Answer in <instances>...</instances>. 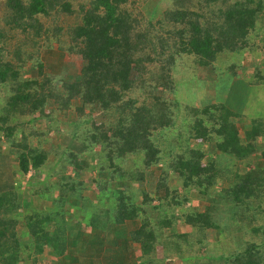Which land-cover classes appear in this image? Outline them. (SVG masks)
<instances>
[{
    "label": "trees",
    "instance_id": "16d2710c",
    "mask_svg": "<svg viewBox=\"0 0 264 264\" xmlns=\"http://www.w3.org/2000/svg\"><path fill=\"white\" fill-rule=\"evenodd\" d=\"M164 1L150 0L144 15L128 7L133 0H87L76 8L74 0H2L0 173L7 155L15 167L10 177L0 175V264H34L31 256L43 251L52 258L47 264H62L64 235L81 221L67 211L99 195L107 205L90 206L85 225L127 237L124 256L132 252L134 264H264V111L252 117L231 101L194 107L169 97L182 57L208 78L219 59L260 54L246 80L234 71L237 62L218 74L228 77L229 94L235 89L243 98L250 86L264 85V0ZM68 16L72 24H56ZM53 43L80 58L74 81L43 72L38 50ZM178 116L189 118L174 134L182 143L172 137L183 147L176 153L170 145L166 157L151 137L170 135ZM57 134L67 143L52 145ZM75 142L82 159L71 151ZM223 156L231 158L226 172ZM159 165L152 189L140 188ZM92 171L102 179L87 186L81 175ZM190 196L201 210L184 207ZM29 201L59 210L24 217ZM220 201L228 208L222 222ZM178 225L189 231L176 232Z\"/></svg>",
    "mask_w": 264,
    "mask_h": 264
},
{
    "label": "rangeland",
    "instance_id": "374dc122",
    "mask_svg": "<svg viewBox=\"0 0 264 264\" xmlns=\"http://www.w3.org/2000/svg\"><path fill=\"white\" fill-rule=\"evenodd\" d=\"M133 1H135L133 6H131L132 3H131V5L130 4L128 5V7L130 9L138 10L144 15L147 14V12L149 10L148 4H149L150 0H147L144 3H142L141 0H133ZM78 2L86 3L87 0H74V3H73L74 8H76ZM164 3H165V1L163 0L162 4H164ZM154 5H155V3H154ZM2 10H3L2 0H0V17L2 15ZM73 21H74V18L70 17V16L65 17V18L59 17L56 24H58L62 27H66L67 25L72 24ZM49 25H50V23L47 22V26H49ZM12 39H13L12 36H10V34H9L8 36H6L5 42L11 44ZM56 47H57L56 44L53 43L52 47L49 49L40 48L38 50V56H39V59L43 65V72L47 73V74H53V75H57V76L66 78L67 81H70V82L74 81L75 79L78 78V72H79V69L82 65L80 58L78 56H75V55L67 54L66 52H63V51L57 49ZM234 57H236V56H229V58H226V59H224V58L219 59L218 62L215 64V66L218 67V69H219V70L217 69V72H216L218 76L216 74H213V75L210 74L209 75V73H210L209 72L207 74L208 78H206V74H203L202 71H196L195 68L193 69L190 58H188V57L178 58L175 62V65H174L173 71H172V76H173V80H174V82H173V84H174V95H170L169 97L170 98L174 97L175 100L180 105L187 102L188 105L194 106V107H197V105H199V104L202 107L205 104H211L212 101L219 103V104H223L224 106L225 105L227 106V102L231 101L232 106L230 108H235L236 111L240 109L242 112L244 109L247 108L246 113H248V115L250 114V116H252V117L254 116V113L260 114V111H264V103L261 102V101H264V85H260L257 88H255L256 86L255 87L250 86L247 95L245 94L244 98H243L242 93L237 94L240 91H236L235 89L232 91L231 94H229L228 92L230 91L231 87L227 83V80H229L228 77L223 78V77L219 76L221 74H218V73L220 72V70H222L229 63H236L237 62V65L234 68V71L239 75L241 73L246 80V77L251 75L254 64L257 63L259 65V62H261V59H262L261 55L257 54V53L254 55H251V56L243 55L240 57L239 61L238 60L236 61L234 59ZM192 70L194 71V74H193ZM22 72H25V69L22 70ZM28 72H29L28 73L29 77L35 75V73L33 71L32 72L28 71ZM129 76L131 78L134 77V73L130 72ZM200 81H202V83ZM232 88H233V86H232ZM235 94H237V96H235ZM166 97H168V96H166ZM253 111H254V113H253ZM242 116H244V113H242ZM242 120H243L242 123L248 122L245 119H242ZM175 121H176L175 129L173 128L172 130L169 131L170 135H167V136L162 135V138L159 137L158 135H153L151 137L152 141H154L155 145H157L156 147H158V149H160L161 154H166V157H167V151H168L170 145H171V147H172V145H174L172 149H174V151L176 153L177 152L181 153V148L183 146H180V144L178 142H176V143L173 142L175 140L172 139V137H175L179 142L182 143L183 136L174 135V134H177V131L180 132V128H179L180 126H178V125L181 124V125H183V127H185V125L189 121V118L182 120V119H180V116H178V119H176ZM96 123H99L98 119H96ZM36 125H37V127H43V123H41L40 121H38ZM53 137L55 138V140H52L51 144L54 146L59 145V143H62V142L67 143L65 140H63L64 137H61L58 134L56 136H53ZM166 137H168V139L170 140L169 145L167 144L168 142L165 141ZM194 143L196 144L198 142L196 141ZM206 144L207 143H203L200 147L205 152H207L208 149L211 148L210 146H208ZM73 145H75V147L73 146V148H71V151H73L74 154L77 153L75 158H77V160L82 159L83 156L80 155V151L78 149V143L75 142V144H73ZM46 147H48V146H46ZM2 150H3L4 154L8 153V149H7V147H5V145L2 147ZM93 151L94 152L92 154H94L96 156L97 151H98V147H94ZM78 154H79V156H78ZM3 156H5V155L2 154V157ZM7 156L5 157L6 161L4 160V162H6L5 165L8 169L6 170V172L0 173V175H2L3 178H6V177H4V175H6V174H8L6 176L10 177V174L8 173L10 166H11V168L15 167L14 155H12L10 157H7ZM166 157H164V160L166 159ZM223 157H225V156H223ZM3 158H2V161H3ZM213 158L216 159L217 162H219L218 158H216L215 156H213ZM230 159L231 158L229 156L225 157L224 160L226 161V163L224 162V167H222L221 166L222 164H219V163L217 164L218 167H220V168L222 167L221 170L226 172V170L229 169L228 168L229 166H227V164L230 163ZM83 165L86 166V162H83ZM159 167H160V165L158 167L151 168V172H150L148 180H146V181L144 180L143 182H141L139 184L140 188H143L146 190L152 189L154 182L157 180V174L159 171ZM236 167H237V169L242 171V169H241L242 166H239L236 163ZM69 172H71V171H69ZM81 176L83 179V183H86L87 186H91L93 179H96V178L102 179V177H100V175L96 174L94 171H92L89 174L82 173ZM26 178L27 177L25 176L22 180H20V182L24 183ZM149 185H151V186H149ZM218 191H219V188H217V192ZM90 195L91 194H89V196ZM90 198H91V200H90ZM90 198H89V201L80 200V206H78L80 209L79 211H75V209L73 207L71 209H69V211H67L68 216H69V213L71 212V214L74 217L81 218V221L76 222V220H75L76 223H75V225H73V228H71L70 231H67V233H65V235H64L66 253L63 256V258L60 259L62 264H111V263H114V264H134L132 252H130V254L124 256L125 251L123 250L122 246L125 245V243L127 245V240H126L127 237L124 236V239L115 237V235H114L115 231L112 228L108 229L105 234H99V233H95L93 231L90 232L89 227H87L85 225L86 219L89 218L90 206L99 207L102 205H107L105 203L106 202L105 199L101 195H99L98 198L95 196H92ZM25 202H27V201H25ZM201 202L202 201L198 200L197 198H194V196H190L187 199V201L185 202L184 207L186 209L191 208V207H193V208L195 207V208L201 210L203 207V204ZM221 203H222V205L219 204L217 206L218 211H219L218 217H219L220 222L227 219V216H228V212L226 211V209L228 210V208H226L227 205L223 202H221ZM26 205H27L26 207L23 206L22 214L24 215V217L29 216V215L33 216L32 218H35V220H37L38 218H41V216L44 212H48V213L52 212L51 214L53 215V211L59 210L58 206L44 205V203H41V202L32 203L31 201H29L28 203H26ZM151 205H157V200H153ZM158 212L159 211L155 210L153 212V214H151V216L154 215L156 218L158 216L157 215ZM51 228L52 227L47 226V229H51ZM176 230H177L176 232H178V233L188 232L189 228H187L185 226L183 227V226L178 225L176 227ZM207 234L209 236V242H210V240L212 241V238H213L212 233L207 232ZM220 240L222 242L229 241V237L226 236V238L224 237L223 239H220ZM166 242H168V241H166ZM228 243H227V245H228ZM127 247L129 248V244ZM207 247L208 246H205V248L202 250L201 253L207 254V252H208ZM108 250H113V251L109 252ZM225 251L227 252V249ZM120 253H121L122 257L119 258ZM159 255L160 254H158V256ZM31 257H32V259L36 258V261H34V264H47L52 259L48 255L47 251H43V253L39 254V255L34 253L33 256H31ZM37 258H38V260H37ZM29 263L31 264V261ZM170 264H178V263L171 261Z\"/></svg>",
    "mask_w": 264,
    "mask_h": 264
},
{
    "label": "crops",
    "instance_id": "0c3cea01",
    "mask_svg": "<svg viewBox=\"0 0 264 264\" xmlns=\"http://www.w3.org/2000/svg\"><path fill=\"white\" fill-rule=\"evenodd\" d=\"M109 252L113 251V250H108ZM122 257L121 255H119V258Z\"/></svg>",
    "mask_w": 264,
    "mask_h": 264
}]
</instances>
